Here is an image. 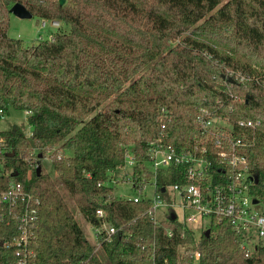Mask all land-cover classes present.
Masks as SVG:
<instances>
[{"label":"trees","instance_id":"16d2710c","mask_svg":"<svg viewBox=\"0 0 264 264\" xmlns=\"http://www.w3.org/2000/svg\"><path fill=\"white\" fill-rule=\"evenodd\" d=\"M16 2L70 31L24 46L9 35ZM242 75L254 78L242 81ZM263 82L264 0H0V108L30 111L33 128L30 135L19 124L0 130V189L10 173L40 200L28 264H176L185 245L189 264H264V246L247 256L230 219L213 217L197 240L176 213L172 218L174 211L155 224L142 215L150 199L115 198L105 184L112 170L118 176L131 148L135 189L153 177L143 170L151 142L161 136L163 107L170 116L164 143L192 148L198 107L216 108L220 100L234 123L262 121L256 131L245 129L254 136L245 153L257 178L251 192L264 204ZM40 153L50 155L69 199L92 226L100 227L95 211L103 207L118 228L110 239L98 234L106 263ZM180 172L159 171V191L182 183ZM19 235L6 213L0 241ZM16 260L15 246L0 245V264Z\"/></svg>","mask_w":264,"mask_h":264},{"label":"built area","instance_id":"2783aa9c","mask_svg":"<svg viewBox=\"0 0 264 264\" xmlns=\"http://www.w3.org/2000/svg\"><path fill=\"white\" fill-rule=\"evenodd\" d=\"M240 78L242 81H249L254 77L242 75ZM257 81H259L258 78ZM223 106L222 101L218 100L216 108L198 107L199 139L192 148H177L164 143L163 139L167 134V121L170 116L168 110L163 107L160 117L161 136L158 141L151 142L143 170L151 172L153 177L137 190L142 192L141 195H134L128 199L135 202L150 199L151 204L142 215L150 218L155 224L167 219L170 211H174L179 221L192 229V224H199L202 227L206 220L207 226L205 227L208 229L213 217H217L219 221L228 218L239 235L241 247L246 255L252 256L261 246H264V212L255 208L261 201L254 202L257 198L251 192L254 176L249 167L245 148L254 142V136L250 137L245 129L256 131L262 126V121L239 119L234 123L229 114L232 109L230 108L227 113L223 110ZM25 113L29 115L30 111L25 110ZM5 114L6 111L0 108V120ZM2 139L0 135V144ZM3 153L4 150L0 149V175L4 165ZM136 163L132 148L127 149L125 163L117 171L119 173L130 169L134 188L135 182L132 174ZM173 168L182 171L180 173L184 181L163 187L162 193L164 194H162L158 189L157 175L161 170L167 172ZM7 174L8 186L0 189V218H5L6 213L11 214L20 230V235L13 241L6 238L0 241V245L15 246L17 260L6 264H28L33 254L31 243L35 237L34 232L39 225L40 200L25 188L22 180H18L13 174ZM110 174L111 177L105 184L113 188L114 194V187L120 182V177H116L114 170ZM141 177V182H144L145 174L143 173ZM150 184L154 188L153 196L145 191L147 185ZM177 197L179 198L177 204L170 202V198L176 199ZM173 205L180 207L181 215L172 209ZM163 206L167 209L164 212L165 217L160 218L158 210ZM108 216L109 213L103 207L95 211L96 219L101 222L100 227L93 226L97 230L99 240L97 247L101 246L98 235L100 232L104 231L105 238L110 239L112 234L118 230L110 222ZM169 233L171 234L170 230ZM200 256V252L196 250L195 262L200 260Z\"/></svg>","mask_w":264,"mask_h":264},{"label":"rangeland","instance_id":"374dc122","mask_svg":"<svg viewBox=\"0 0 264 264\" xmlns=\"http://www.w3.org/2000/svg\"><path fill=\"white\" fill-rule=\"evenodd\" d=\"M68 31H70L69 25L59 21L44 19L38 15H33L32 17H27V18L18 17L13 13H11L10 15L9 35L11 37L21 39L24 46H31L34 43H38V41H40L41 39L49 38L58 32H68ZM177 41H175V43ZM28 116L29 115H27L25 111L10 108L9 111L6 112L4 118L0 120V130H8L14 124H19L22 126L24 132L27 135H30L33 128L28 122ZM63 152L66 155H71L73 153L71 149H64ZM40 159L42 160V163L46 171L49 172V174L57 181L60 190L65 196L70 208L74 212L79 224L84 229L91 244H93L94 247H97L99 245V240L96 234L97 230L94 229V227L84 218V216L76 206L75 202L69 199L70 194L66 189V187L62 185V183L60 182L57 176L56 169L51 161L50 155L46 154L45 156H42ZM118 176L120 177V182L114 187L115 198H121V197L129 198L134 195L142 194V192L137 191L133 186L130 169H126V171L119 172ZM170 190L171 189L169 188V191ZM145 191L150 196H153L154 188L152 184H150L149 186L147 185ZM170 202L177 204L179 202V198L178 197L176 199L170 198ZM255 208L261 212H264V204L262 202L256 205ZM166 209L167 207L164 206L160 207V209L158 210V216L160 218L165 217L164 212L166 211ZM172 209L175 210L178 213V215H181L180 207H178L177 205H173ZM206 221H204V225L202 227L199 224L191 225L195 231V236L197 240L199 239L202 231L206 230L207 228L205 227L207 226ZM95 249L98 250V254L102 258V260L106 263L105 261L106 255L102 253L101 247L99 246ZM185 252H186V245L181 246L179 248V260L176 264H186V262H184Z\"/></svg>","mask_w":264,"mask_h":264},{"label":"water","instance_id":"95a60500","mask_svg":"<svg viewBox=\"0 0 264 264\" xmlns=\"http://www.w3.org/2000/svg\"><path fill=\"white\" fill-rule=\"evenodd\" d=\"M61 3H63L65 0H60ZM11 13L17 15L18 17L21 18H27V17H32L33 13L21 2H16L13 4V6L10 8ZM228 79L230 81H234L233 78L228 77ZM43 156L42 153L39 154V157L41 158ZM42 168L41 166L37 167V172L38 174L41 172ZM18 172H15V175H17ZM255 179V178H254ZM257 181V178L255 179ZM164 190V188H163ZM254 202H259V199H254ZM172 218L175 219L176 218V214L173 212L172 213ZM209 231V230H208Z\"/></svg>","mask_w":264,"mask_h":264}]
</instances>
